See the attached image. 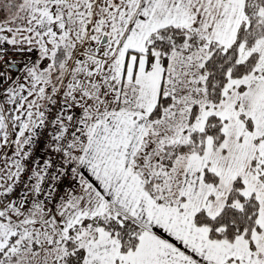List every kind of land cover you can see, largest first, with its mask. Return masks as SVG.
<instances>
[{
	"label": "snow or ice",
	"instance_id": "snow-or-ice-1",
	"mask_svg": "<svg viewBox=\"0 0 264 264\" xmlns=\"http://www.w3.org/2000/svg\"><path fill=\"white\" fill-rule=\"evenodd\" d=\"M0 264H264V0H0Z\"/></svg>",
	"mask_w": 264,
	"mask_h": 264
}]
</instances>
